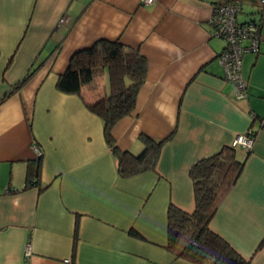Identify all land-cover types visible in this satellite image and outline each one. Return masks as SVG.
<instances>
[{
  "label": "crops",
  "instance_id": "obj_1",
  "mask_svg": "<svg viewBox=\"0 0 264 264\" xmlns=\"http://www.w3.org/2000/svg\"><path fill=\"white\" fill-rule=\"evenodd\" d=\"M238 1L239 23L257 19L260 0ZM211 2L0 0V101L32 73L0 104V264H191L164 248L167 206L192 213L190 167L248 130L253 146L246 156L237 149L243 169L209 227L249 264H264V30L258 51L243 55L237 100L218 62L225 42L209 24ZM99 39L147 60L135 109L112 135L133 153L142 133L171 135L155 172L120 178L101 120L55 87L71 55ZM101 75L91 94L108 92ZM33 145L43 191L23 189Z\"/></svg>",
  "mask_w": 264,
  "mask_h": 264
},
{
  "label": "trees",
  "instance_id": "obj_2",
  "mask_svg": "<svg viewBox=\"0 0 264 264\" xmlns=\"http://www.w3.org/2000/svg\"><path fill=\"white\" fill-rule=\"evenodd\" d=\"M211 3H237L240 6L238 14L241 12L238 0H212ZM259 14L260 10L258 16ZM10 60L11 58L7 65ZM104 71L108 77V92L91 94L88 86ZM31 74L28 72L22 80L11 86V92L1 99L0 104L8 95L22 87ZM146 75L147 60L138 50L118 40L99 39L90 47L79 49L71 55L66 69L58 76L55 84L59 92L78 96L86 109L101 120L104 141L115 159L117 175L123 179L155 172L162 147L171 137L169 135L155 139L142 133L138 137L142 145L138 153L121 150L113 138L112 130L115 124L135 109L136 98ZM238 148L240 147L224 146L215 154L198 160L190 167L189 177L194 196L192 213L183 211L171 202L168 204L167 238L164 248L177 258L191 264H249V260L243 258L209 227L220 203L234 186L243 169L244 161L239 160L236 155ZM242 150L246 156L248 152ZM42 160L41 151L40 155H34L27 162L23 189H45L40 180ZM128 234L133 238L142 239L134 229Z\"/></svg>",
  "mask_w": 264,
  "mask_h": 264
},
{
  "label": "built area",
  "instance_id": "obj_3",
  "mask_svg": "<svg viewBox=\"0 0 264 264\" xmlns=\"http://www.w3.org/2000/svg\"><path fill=\"white\" fill-rule=\"evenodd\" d=\"M154 0H141L143 5H150ZM260 14L252 22L239 23L237 3L213 4L209 24L213 35L225 42V47L218 56L223 70V78L233 86V96L239 100L245 97L246 82L242 76V59L246 52H257L264 30V0H260ZM248 41L247 45L244 42ZM253 131L237 134L230 146L240 147L249 152L254 143ZM35 156L41 154L36 145L32 146Z\"/></svg>",
  "mask_w": 264,
  "mask_h": 264
},
{
  "label": "rangeland",
  "instance_id": "obj_4",
  "mask_svg": "<svg viewBox=\"0 0 264 264\" xmlns=\"http://www.w3.org/2000/svg\"><path fill=\"white\" fill-rule=\"evenodd\" d=\"M258 4H259V1L257 2ZM260 5V4H259ZM246 5H245V3H244V7H245ZM247 7H248V5H247ZM97 80H99V82H101V80H103V76L100 74V78L99 79H97ZM96 80V81H97ZM108 90V89H107Z\"/></svg>",
  "mask_w": 264,
  "mask_h": 264
}]
</instances>
